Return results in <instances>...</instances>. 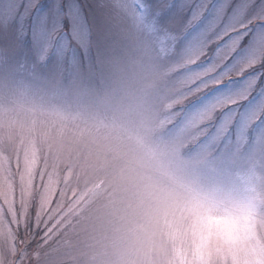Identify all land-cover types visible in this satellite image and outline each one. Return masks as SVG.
<instances>
[{
    "label": "clouds",
    "instance_id": "1",
    "mask_svg": "<svg viewBox=\"0 0 264 264\" xmlns=\"http://www.w3.org/2000/svg\"><path fill=\"white\" fill-rule=\"evenodd\" d=\"M17 2L32 13L38 0H0V264H264V109L243 140L235 123L221 131L230 101L190 126L171 121L162 169L105 99L117 41L159 59L143 22L164 28L160 13L144 0H77L87 41L61 31L67 50L42 60L25 23L3 15ZM193 4L218 16L199 55L258 82L264 0L239 17L226 0Z\"/></svg>",
    "mask_w": 264,
    "mask_h": 264
},
{
    "label": "rangeland",
    "instance_id": "2",
    "mask_svg": "<svg viewBox=\"0 0 264 264\" xmlns=\"http://www.w3.org/2000/svg\"><path fill=\"white\" fill-rule=\"evenodd\" d=\"M171 2L172 7H168L170 0H144L153 13L159 12L165 18L162 29L155 19L143 22L147 32L156 34L159 59H149L144 45L131 37L117 41L111 60L117 89L114 95L105 98L117 106L129 133L162 169L171 163L165 159L170 145L162 139L171 121L182 120L185 126H190L211 108L230 101L223 122L225 128L235 123L237 137L243 140L259 111L264 109V75L258 82H242L235 71H219L218 64L198 52L204 21L192 27L187 22V12L179 7L182 0ZM183 2L187 7L186 0ZM226 4L228 12L239 17L248 10L250 0H226ZM77 11V0H38L31 18L47 16L53 27L62 22L67 30L69 17ZM24 23L28 27L30 21ZM24 42L28 46L26 39ZM145 130L148 136L144 135ZM233 180L243 185L247 177L237 175Z\"/></svg>",
    "mask_w": 264,
    "mask_h": 264
},
{
    "label": "snow or ice",
    "instance_id": "3",
    "mask_svg": "<svg viewBox=\"0 0 264 264\" xmlns=\"http://www.w3.org/2000/svg\"><path fill=\"white\" fill-rule=\"evenodd\" d=\"M186 2L187 7H185L182 0V8L187 12V22L192 27L201 24V21H204V30L216 25L218 20L217 15L208 17L206 21L204 20L207 12L206 6L201 7L199 5H194L192 0H186ZM9 4L11 6L5 10L3 15L6 18H11L14 23L19 22L24 24L25 21H30L25 30L24 38L28 41V47L30 49L34 48L37 56L42 60L48 58L53 52L60 55L67 50L68 41L61 39V31H71L72 36L82 44L87 41V32L82 28L77 14H73L69 17V28L66 30L62 22L57 23L56 26L53 27L47 16L33 20L31 18V10L25 7V3L17 2L15 4ZM227 7L228 6L225 5V9H227ZM157 20L159 23L163 24L165 18L159 15ZM225 126L226 122H223L221 131ZM245 127H247V125H245Z\"/></svg>",
    "mask_w": 264,
    "mask_h": 264
}]
</instances>
